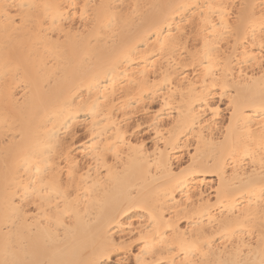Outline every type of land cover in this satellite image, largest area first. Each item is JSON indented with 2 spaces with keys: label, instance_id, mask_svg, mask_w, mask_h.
Wrapping results in <instances>:
<instances>
[{
  "label": "bare ground",
  "instance_id": "bare-ground-1",
  "mask_svg": "<svg viewBox=\"0 0 264 264\" xmlns=\"http://www.w3.org/2000/svg\"><path fill=\"white\" fill-rule=\"evenodd\" d=\"M234 2L0 0V264H264V0Z\"/></svg>",
  "mask_w": 264,
  "mask_h": 264
},
{
  "label": "rangeland",
  "instance_id": "rangeland-1",
  "mask_svg": "<svg viewBox=\"0 0 264 264\" xmlns=\"http://www.w3.org/2000/svg\"><path fill=\"white\" fill-rule=\"evenodd\" d=\"M239 1H240V0H236V3L234 2V5H235V4H236V5L233 6V7H232V5H231V8H232V9H230V15H231V16L233 15V16L231 17L230 21H232L233 18H235L234 21L236 20V17H235V16H236L237 14H236L235 16H234V14H235V12L238 13L237 11H239L240 6H241L240 3H242V0H241L240 2H239ZM237 4H238V5H237ZM237 7H238L239 9H238ZM233 9H235V10L233 11ZM231 11H232V12H231ZM231 13H233V14H231ZM234 21H232V22H234ZM78 26H79V25H78ZM263 63H264V62H263ZM262 65L264 66V64H262ZM263 68H264V67H263ZM226 100H227V99L224 98V99L218 101V103H217V106H219L220 111H221V114H222V116H221V118H220V122H222V121L224 120V121L222 122V123H224V125L227 124L226 122L228 121V118H229V111H227V109L225 108V107H227V104H226L227 101H226ZM223 101H224V102H223ZM220 105H221L222 107H221ZM224 106H225V107H224ZM155 107H156V108H155ZM158 108H159V103H158V104L155 103L154 105L151 106V111L154 112V111L158 110ZM224 112H226V113H224ZM223 115H224V116H223ZM221 119H222V120H221ZM142 121H144V120H142ZM142 123H143V122H142ZM142 123L140 122V124H142ZM144 123H145V122H144ZM222 123H221V124H222ZM143 125H144V124H143ZM144 127H145V126H143V129L146 128V127H145V128H144ZM222 128H224V126H222ZM223 130H224V129H223ZM223 130H222V131H223ZM149 135H150V136H149ZM149 135H147V134H140V136H138L139 138H137V139L140 140V141L145 139L144 142H145V141L147 142V143L145 142V143H146V144H145V145H146V148L149 149V150L151 151V149H152V147H153V145H152L153 142L150 141V140H151L150 137H151L152 134H149ZM78 136H79V138L77 137L78 139L76 138L77 140H75V143H76L78 146H83V145H84L83 143H85V144L87 143L88 136L85 135L84 132H79ZM86 136H87V137H86ZM141 136H142V139H141ZM78 140H79V141H78ZM133 140H134V139H133ZM147 140H148V141H147ZM83 141H84V142H83ZM150 142H151V143H150ZM80 144H82V145H80ZM191 144H192V143H191ZM77 145H76V146H77ZM150 148H151V149H150ZM193 148H194V147H192V146L189 147V151H188V153H186L187 156H188V154L190 155L191 153H193V151H194ZM184 166H185V165H184ZM212 177H214V176H211V178H212ZM211 178H210V180L212 181L211 184H210L209 186H205L204 188L202 187L201 191H203V190L205 189L204 191H206V192L208 193L209 191H211L212 187L215 189V187L217 186V185H216V184H217V182H216L217 179H216V178H212V179H211ZM214 182H216V184H215ZM213 184H214V185H213ZM210 186H211V187H210ZM214 186H215V187H214ZM207 189H208V191H207ZM212 190H213V189H212ZM204 191H203V192H204ZM215 191H216V190L211 191V192L209 193L210 195H205L204 198H207V199H209V200L212 198L211 201H215V199H216L215 197H216V196H215V197L212 196V194L215 195V193H216ZM212 192H214V193H212ZM207 193H206V194H207ZM210 196H211V197H210ZM212 203H213V202H212ZM185 225H186V222H181V223H180V227H181L182 229H183V228L185 229ZM134 252H135V250H134Z\"/></svg>",
  "mask_w": 264,
  "mask_h": 264
}]
</instances>
